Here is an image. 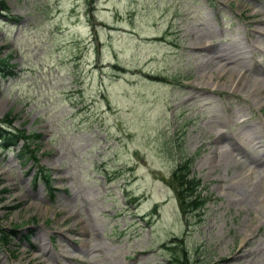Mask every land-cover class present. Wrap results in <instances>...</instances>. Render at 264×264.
<instances>
[{
    "label": "rangeland",
    "instance_id": "1",
    "mask_svg": "<svg viewBox=\"0 0 264 264\" xmlns=\"http://www.w3.org/2000/svg\"><path fill=\"white\" fill-rule=\"evenodd\" d=\"M257 19L264 0H0V125L33 136L0 146V264H264ZM190 157L187 226L168 179Z\"/></svg>",
    "mask_w": 264,
    "mask_h": 264
},
{
    "label": "trees",
    "instance_id": "2",
    "mask_svg": "<svg viewBox=\"0 0 264 264\" xmlns=\"http://www.w3.org/2000/svg\"><path fill=\"white\" fill-rule=\"evenodd\" d=\"M1 4L3 3L1 2ZM5 8L6 7L3 6V10ZM1 61L2 60H0V63ZM8 122L10 123L11 120H8ZM21 137H28L27 135H25L23 130L11 132L6 129L0 128V139L3 140L2 146L5 148H7L9 145L17 144V140ZM34 137L40 136L35 135ZM31 152H33V150H31ZM191 162V160H185L179 163L172 173V180L175 184L180 208L184 214L189 212L191 213L204 204V198L201 197L200 181L194 177L189 176ZM43 178L49 183L48 176L46 174L43 175Z\"/></svg>",
    "mask_w": 264,
    "mask_h": 264
},
{
    "label": "bare ground",
    "instance_id": "3",
    "mask_svg": "<svg viewBox=\"0 0 264 264\" xmlns=\"http://www.w3.org/2000/svg\"><path fill=\"white\" fill-rule=\"evenodd\" d=\"M263 21H264L263 19L255 20V22H257V23H261ZM259 32H261V31H259ZM211 51H213V50H211ZM214 56L218 60L219 59L231 60V58L235 57L233 52H229V51H227L225 49L217 48V47H214L213 57ZM244 152H246V151H244ZM246 161H247V166H251L253 168V170L257 169V170H260V171L264 172V158L262 156H254V157L253 156H248ZM253 170H251L250 174L253 172ZM263 177H264V175H263ZM263 183L264 182H262V181H260V184H259V181L256 182L255 184L252 185V190L257 191V189L260 186H262ZM263 199L264 198H262L261 201H263ZM38 248L43 250V251H46L47 246L45 244H43V243H38ZM66 255L69 256L68 254H66ZM88 263H89V261H88Z\"/></svg>",
    "mask_w": 264,
    "mask_h": 264
}]
</instances>
